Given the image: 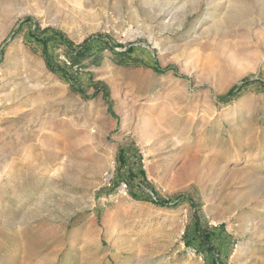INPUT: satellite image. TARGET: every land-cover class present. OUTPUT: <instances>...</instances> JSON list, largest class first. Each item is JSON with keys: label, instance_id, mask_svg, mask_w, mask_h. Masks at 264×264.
<instances>
[{"label": "rangeland", "instance_id": "1", "mask_svg": "<svg viewBox=\"0 0 264 264\" xmlns=\"http://www.w3.org/2000/svg\"><path fill=\"white\" fill-rule=\"evenodd\" d=\"M0 264H264V0H0Z\"/></svg>", "mask_w": 264, "mask_h": 264}, {"label": "trees", "instance_id": "2", "mask_svg": "<svg viewBox=\"0 0 264 264\" xmlns=\"http://www.w3.org/2000/svg\"><path fill=\"white\" fill-rule=\"evenodd\" d=\"M35 38L38 41H42L43 44L46 45L47 43H50V42H58V41L62 42L63 36L60 35V33L52 32L50 35H47L44 38H38L36 36H35ZM85 56H86V54H84L83 52L77 51L74 53V57H72L71 55H68V58L72 61V64H77V63H80L82 61V59L85 58ZM121 56H126V55H121ZM47 65H48V62H47ZM231 92L232 91H230L228 93V95H230ZM199 228H200V225L197 222H195V224H194L195 232H198ZM208 240H209V238L207 237L206 241H208Z\"/></svg>", "mask_w": 264, "mask_h": 264}, {"label": "built area", "instance_id": "3", "mask_svg": "<svg viewBox=\"0 0 264 264\" xmlns=\"http://www.w3.org/2000/svg\"><path fill=\"white\" fill-rule=\"evenodd\" d=\"M107 186L110 187V183H108ZM118 190L123 193V195H126L128 193V185L122 182L118 185ZM146 192L152 196V193L150 191L146 190Z\"/></svg>", "mask_w": 264, "mask_h": 264}]
</instances>
